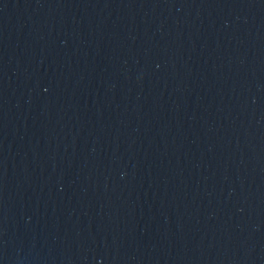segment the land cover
Masks as SVG:
<instances>
[{
    "label": "water",
    "instance_id": "obj_1",
    "mask_svg": "<svg viewBox=\"0 0 264 264\" xmlns=\"http://www.w3.org/2000/svg\"><path fill=\"white\" fill-rule=\"evenodd\" d=\"M0 264H264V0H0Z\"/></svg>",
    "mask_w": 264,
    "mask_h": 264
}]
</instances>
